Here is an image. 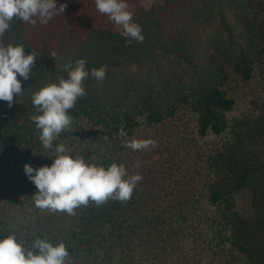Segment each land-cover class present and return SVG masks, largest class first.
Returning <instances> with one entry per match:
<instances>
[{
    "label": "trees",
    "instance_id": "1",
    "mask_svg": "<svg viewBox=\"0 0 264 264\" xmlns=\"http://www.w3.org/2000/svg\"><path fill=\"white\" fill-rule=\"evenodd\" d=\"M127 3L142 27V43H129L95 0H57L67 5L65 12L46 24L39 17L35 25L10 21L3 43L23 45L36 62L28 80L18 76L22 93L12 106L0 101V238L15 235L28 248L37 238L62 241L74 264H210L209 256L220 260L214 264H264V0ZM81 58L88 69L106 66V76L83 82L86 95L68 110L72 127L54 145L86 161L101 151L107 168L119 142L141 123L161 124L189 109L196 134L216 139L198 172L201 205L174 203L180 212L174 216L148 189L126 202L109 198L97 206L90 200L74 215L8 210L11 197L25 198L34 185L12 170L23 174L26 157L53 162L31 119L38 115L32 95L66 79L65 65ZM233 76L245 85L256 78L261 91L247 112L231 118ZM242 197L250 203L246 212L238 206Z\"/></svg>",
    "mask_w": 264,
    "mask_h": 264
},
{
    "label": "clouds",
    "instance_id": "2",
    "mask_svg": "<svg viewBox=\"0 0 264 264\" xmlns=\"http://www.w3.org/2000/svg\"><path fill=\"white\" fill-rule=\"evenodd\" d=\"M97 10L107 14L109 19L122 28V35L128 39L143 42L142 27L133 21V13L128 10L127 0H95ZM66 4L57 0H0V101L12 106L14 95L22 93V81L28 80L32 66L36 62L35 52L25 53L23 45H5L3 37L14 18L35 25L33 17L47 23L54 15L64 14ZM55 57V53L52 54ZM86 59L65 65L67 78L58 83L42 87L32 95V104L38 115L31 119L39 131V140L52 158L51 165L34 168L23 166L27 178L37 191L32 196L35 206L53 212L74 215L81 205L93 201L97 206L109 198L126 202L133 194L140 174H130L122 163L112 162L107 168L86 162L81 156L70 154L64 144H55L62 131L70 130L73 117L68 110L75 106L79 97L86 95L83 82L91 76L102 81L106 76V66L86 68ZM119 135L126 137L121 128ZM125 147L133 151L149 150L155 146L151 139H125ZM140 166L137 160L135 167ZM0 264H74L64 242L53 243L47 239H35L31 247H25L15 235L0 238Z\"/></svg>",
    "mask_w": 264,
    "mask_h": 264
},
{
    "label": "rangeland",
    "instance_id": "3",
    "mask_svg": "<svg viewBox=\"0 0 264 264\" xmlns=\"http://www.w3.org/2000/svg\"><path fill=\"white\" fill-rule=\"evenodd\" d=\"M152 1L163 2L164 0H145L146 3ZM25 23L29 24L30 22ZM4 44L7 45L8 42ZM258 84L259 81L256 78L247 85L242 84L234 76L230 79L228 89L236 100V104L230 113L231 118L238 117L251 108L261 91ZM133 138L154 140L155 146L149 150L133 151L131 148L125 147L121 140L118 144L120 149L113 150L112 156H109L113 162L124 164L130 174H140L142 176L141 181L138 182L133 191L132 197H136L141 191L152 189L157 192L155 194L157 195V201L170 204L172 210L175 211L174 216L180 215V212L176 210L179 205L187 206L193 200H197V205H201V200L204 202L203 181L198 177V172L204 165L205 150L213 147L216 139L212 136L201 138L196 134L192 111L189 109L180 110L175 118L157 125H144L141 123L136 133L128 139ZM77 156L84 158V154H78ZM105 157L107 156L99 151L97 155H89L86 162L102 165ZM26 159L25 164L30 163L33 167L47 164L44 157L37 159V161H41L39 163H35L37 161L33 158L26 157ZM137 160L140 161L139 167H135ZM21 170L23 171L24 168L21 167ZM11 174L23 178L21 181L27 186L32 183L28 182L29 179L24 175V171L23 174L18 175L16 170H12ZM28 189L31 194L25 193L27 194L25 198L14 199L11 197L12 201L7 204L9 211H16L18 206H20L19 211L24 210V213L31 209H40L35 206L32 197L37 191L35 185L32 186V190ZM3 197L5 195L0 193V200ZM22 201L24 202L20 203ZM29 203L33 204V208ZM238 206L244 212L248 211L250 208L249 200L245 197L238 199ZM43 210L48 213L51 212L46 209ZM205 253L207 256L210 255V250ZM214 257L209 256L210 264L220 262L219 259L214 260Z\"/></svg>",
    "mask_w": 264,
    "mask_h": 264
}]
</instances>
